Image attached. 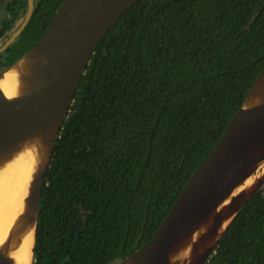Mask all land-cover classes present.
Listing matches in <instances>:
<instances>
[{"label": "trees", "instance_id": "trees-1", "mask_svg": "<svg viewBox=\"0 0 264 264\" xmlns=\"http://www.w3.org/2000/svg\"><path fill=\"white\" fill-rule=\"evenodd\" d=\"M29 0H6L0 39ZM64 0H35L11 66ZM264 69V0H139L99 43L55 145L33 264H119L154 236ZM206 264H264V187Z\"/></svg>", "mask_w": 264, "mask_h": 264}, {"label": "water", "instance_id": "water-1", "mask_svg": "<svg viewBox=\"0 0 264 264\" xmlns=\"http://www.w3.org/2000/svg\"><path fill=\"white\" fill-rule=\"evenodd\" d=\"M5 1L0 0V8ZM34 1H28L24 20L0 46V53L27 26ZM138 1L64 0L38 42L19 59L25 56L30 59L29 72L24 77L25 92L8 98L0 88V162L31 138H41L49 145L48 160L34 180L24 213L29 222L35 221L36 231L45 177L74 96L101 40ZM19 60L0 70V79ZM247 100L253 102L248 107ZM255 175L259 176L252 186L232 195L242 182ZM263 187L264 69L222 138L191 175L154 236L119 264H206L237 213ZM230 196H233L230 202L222 206ZM226 219L229 223L220 234ZM204 226L206 231L193 246L192 256L184 262H172L174 253ZM0 264H16L1 245Z\"/></svg>", "mask_w": 264, "mask_h": 264}, {"label": "bare ground", "instance_id": "bare-ground-1", "mask_svg": "<svg viewBox=\"0 0 264 264\" xmlns=\"http://www.w3.org/2000/svg\"><path fill=\"white\" fill-rule=\"evenodd\" d=\"M29 56L23 57L0 79V88L8 98L21 95L26 90L24 77L29 72ZM253 102L247 100L248 107ZM49 145L41 138H31L22 143L17 150L0 162V245L16 264H31L35 242V221L24 218L28 207V197L34 180L48 160ZM259 176V175H258ZM249 177L232 193L237 195L252 186L258 178ZM233 196L228 197L221 205H227ZM229 219L224 221L220 234L226 228ZM206 231V226L198 230L192 238L172 256V262L179 263L189 259L193 246ZM10 244V245H9Z\"/></svg>", "mask_w": 264, "mask_h": 264}, {"label": "rangeland", "instance_id": "rangeland-1", "mask_svg": "<svg viewBox=\"0 0 264 264\" xmlns=\"http://www.w3.org/2000/svg\"><path fill=\"white\" fill-rule=\"evenodd\" d=\"M4 41H5V40H1V41H0V46L4 43Z\"/></svg>", "mask_w": 264, "mask_h": 264}, {"label": "flooded vegetation", "instance_id": "flooded-vegetation-1", "mask_svg": "<svg viewBox=\"0 0 264 264\" xmlns=\"http://www.w3.org/2000/svg\"><path fill=\"white\" fill-rule=\"evenodd\" d=\"M0 9H1V8H0ZM23 20H24V19H23ZM13 32H14V31H13ZM0 41H1V39H0ZM6 41H7V39L4 41V43H5ZM4 43H3V44H4ZM3 44H2V45H3Z\"/></svg>", "mask_w": 264, "mask_h": 264}]
</instances>
